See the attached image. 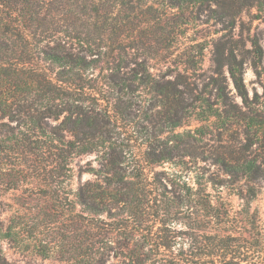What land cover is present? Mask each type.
Returning a JSON list of instances; mask_svg holds the SVG:
<instances>
[{
	"label": "rangeland",
	"instance_id": "obj_1",
	"mask_svg": "<svg viewBox=\"0 0 264 264\" xmlns=\"http://www.w3.org/2000/svg\"><path fill=\"white\" fill-rule=\"evenodd\" d=\"M134 1L152 5L137 22L144 26L162 15L161 25L170 36L163 44L150 40V33L142 36L143 48L130 50L119 63L129 71L145 74L147 69L152 83L187 81L188 87H181L183 108L167 111L157 106L150 86L131 93L133 113L117 120L115 135L124 143L121 174L137 192L125 205L100 214L84 212L73 196L87 181L103 184L98 153L71 158L68 196L61 201L43 198L35 187V172L17 166L15 154H1L7 163L0 169L1 233L14 217L20 223L14 237L1 234L2 255L13 264H85L90 248L103 247L108 253L105 264H124L123 254L133 246L127 233L151 231L166 244L160 249L168 256L190 250L199 262L264 264V172L259 174L257 168L261 163L264 167V0L232 9L224 0L182 9H168L164 0ZM230 54L242 63L246 100L229 76ZM188 57L197 61L194 66L186 63ZM99 71L89 77L98 78ZM196 89L205 90L207 111L213 114H198ZM46 121L43 125L51 131L59 120ZM177 135L183 144L190 142V135L200 137L199 146L171 150ZM147 136L156 139L157 153L161 147L170 149L171 158L148 162ZM217 157L231 163L253 161L255 172L248 178L232 176L214 160ZM226 243L231 246L224 247ZM217 245L223 249L211 255Z\"/></svg>",
	"mask_w": 264,
	"mask_h": 264
},
{
	"label": "trees",
	"instance_id": "obj_2",
	"mask_svg": "<svg viewBox=\"0 0 264 264\" xmlns=\"http://www.w3.org/2000/svg\"><path fill=\"white\" fill-rule=\"evenodd\" d=\"M221 1L164 0V4L168 9H182L196 2ZM224 1L232 9L239 3L245 6L249 0ZM145 8L152 5L144 7L134 0H0V155L15 154L17 166L32 169L37 178L35 187L43 198L53 201L67 198L71 158L96 152L102 157L103 184L96 186L87 181L79 186L73 195L76 203L84 212L100 214L113 205L130 202L137 190L121 174L124 143L115 135V129L118 119L133 113L131 93L150 86L156 93L157 106L167 111L183 108L181 87H188L187 81L177 80L170 85L152 83L147 69L144 68L145 74L135 69L129 71L126 64L119 63V58L127 57L130 50L143 48L142 36L150 33L154 37L150 40L159 44L169 40L170 31L161 25L162 15L147 20L144 26L137 22L140 15L146 14ZM152 26L154 29L150 31ZM136 37L141 43L135 41ZM170 46L168 43L165 48ZM234 60L230 54L229 76L238 94L246 100L242 63ZM196 62L194 57L186 59L191 66ZM98 67L99 77H89ZM196 91L198 114H213L214 111H207L205 90ZM144 114L151 117L147 110ZM47 119L59 120L51 131L43 125ZM11 122L15 125L9 126ZM190 138L188 144H183L182 135H177L171 150L198 147L201 138L194 135ZM144 146L150 163L171 158L172 151L168 148L161 147L156 152L159 145L151 136H147ZM1 158L0 169H6L7 163ZM214 160L232 176L248 178L255 172L253 161L231 163L219 157ZM262 165L257 166L259 174L264 172ZM19 224L14 217L4 233L0 224V236L14 237ZM126 237L133 246L123 254L124 264H216L196 261V253L190 250L166 255L165 249H160L166 244L151 231L129 232ZM217 248L210 254L216 256L223 249L220 245ZM86 256L85 264H105L108 253L97 247L94 251L90 248ZM0 264H13L4 258L1 248Z\"/></svg>",
	"mask_w": 264,
	"mask_h": 264
}]
</instances>
